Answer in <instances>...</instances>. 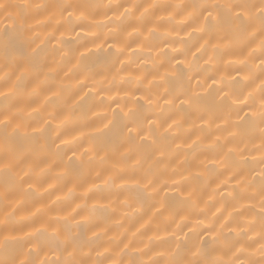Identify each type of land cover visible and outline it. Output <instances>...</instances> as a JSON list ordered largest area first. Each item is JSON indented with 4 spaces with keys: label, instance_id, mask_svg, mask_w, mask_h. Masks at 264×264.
Returning a JSON list of instances; mask_svg holds the SVG:
<instances>
[{
    "label": "clouds",
    "instance_id": "clouds-1",
    "mask_svg": "<svg viewBox=\"0 0 264 264\" xmlns=\"http://www.w3.org/2000/svg\"><path fill=\"white\" fill-rule=\"evenodd\" d=\"M0 264H264V0H0Z\"/></svg>",
    "mask_w": 264,
    "mask_h": 264
},
{
    "label": "bare ground",
    "instance_id": "bare-ground-1",
    "mask_svg": "<svg viewBox=\"0 0 264 264\" xmlns=\"http://www.w3.org/2000/svg\"><path fill=\"white\" fill-rule=\"evenodd\" d=\"M57 35H59V33H57ZM71 43V42H70ZM109 43H111L109 41ZM81 51H83V49H81ZM89 89L88 88H85L84 91H88ZM32 108H41L42 109V104H32L31 106ZM113 107H115V105H113ZM57 123H59V121H57ZM80 133H83V134H87L88 132L91 131V128L90 127H86V128H82V129H79L78 130ZM72 134H75L74 132H72L71 129H67L66 130V133L65 135L62 136V139L65 141V142H68L70 139H71V135ZM84 229H83V226H81V233H83Z\"/></svg>",
    "mask_w": 264,
    "mask_h": 264
}]
</instances>
